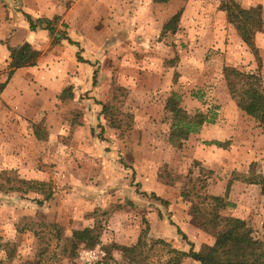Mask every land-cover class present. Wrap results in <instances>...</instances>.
Listing matches in <instances>:
<instances>
[{
  "label": "rangeland",
  "instance_id": "rangeland-1",
  "mask_svg": "<svg viewBox=\"0 0 264 264\" xmlns=\"http://www.w3.org/2000/svg\"><path fill=\"white\" fill-rule=\"evenodd\" d=\"M230 2L261 14L256 55L227 20ZM179 11L175 32L164 29ZM144 13L138 0H0V264H82L90 247L103 264H129L119 248L135 245L145 223L148 238L198 252L214 242L192 213L205 194L227 197L220 214L264 245V195L247 183L264 182V126L222 75L256 73L264 89V0H173ZM24 14L55 34L36 28L31 44ZM23 43L36 65L7 79L8 48ZM171 92L183 113L217 112L181 146L168 142ZM15 180L48 183L52 195L9 191ZM85 228L99 243L76 247L72 234ZM167 257L155 250L148 264Z\"/></svg>",
  "mask_w": 264,
  "mask_h": 264
},
{
  "label": "trees",
  "instance_id": "trees-1",
  "mask_svg": "<svg viewBox=\"0 0 264 264\" xmlns=\"http://www.w3.org/2000/svg\"><path fill=\"white\" fill-rule=\"evenodd\" d=\"M170 0H154L155 3L165 4ZM226 17L238 33L241 41L247 48L257 54L254 44L255 34L262 30L263 22L258 11L245 10L239 5L230 2L223 6ZM181 12H177L165 24L164 29L175 32ZM29 24V30L36 28L46 30L50 35L55 34V28L49 26L50 22L43 19L34 20L28 14H24ZM54 19H57L54 17ZM62 36H60L61 38ZM70 45L79 47L77 43L68 39ZM8 78L16 70L24 67H33L38 59V52L32 49L29 43H23L17 47H9ZM78 61L82 60L78 58ZM222 75L231 98H240L242 104L240 109L255 120L259 125L264 126V89L263 81L259 74L246 73L235 68L223 67ZM7 82L2 87L4 88ZM181 96L171 92L166 100L165 110L170 114V133L168 142L172 146H181L182 142L188 139L189 135L195 134L205 124H214L217 119L216 107H211L206 113L195 112L193 115L183 113L180 110ZM36 126H34L35 128ZM34 134L38 137L39 132ZM41 138V137H39ZM14 184L8 187L9 191L22 194L29 192L43 195L42 201H47L52 193L48 183L35 180H15ZM248 184L261 186V193L264 195V182L248 180ZM201 207L192 206L196 225L204 232L214 238L210 246H204L196 252L192 248L188 252L172 248L162 239L148 238L149 227L140 232L137 242L133 246H122L120 252L129 264H148L150 253L155 250L164 251L168 256L164 264H182L185 259H191L199 264H264V245L256 237L254 231L245 223L231 218L224 217L220 211L232 206L227 197L200 195L198 197ZM178 233H181L178 230ZM185 239V236H183ZM72 240L75 246L85 244L95 246L99 243L98 234L94 229L85 228L81 231H74ZM149 243V245H148Z\"/></svg>",
  "mask_w": 264,
  "mask_h": 264
},
{
  "label": "crops",
  "instance_id": "crops-1",
  "mask_svg": "<svg viewBox=\"0 0 264 264\" xmlns=\"http://www.w3.org/2000/svg\"><path fill=\"white\" fill-rule=\"evenodd\" d=\"M171 1H173V0H170L169 2H171ZM175 1V0H174ZM155 4H157V5H160V4H158V3H155L154 2V0H138V17H146L147 16V14L148 13H144L147 9H149V8H152V6H154ZM38 31L39 32H41L42 34H45L46 32H48V31H46V30H41V29H38ZM29 36H30V40H28L31 44L34 42V38H35V33L34 32H32V31H29ZM9 52V51H8ZM31 68V67H30ZM30 68H20V69H18V70H16V72H15V74H16V77H17V75H18V77H20L21 78V75H22V73L24 72V71H27V69H30ZM15 77V78H16ZM15 78H14V80H15ZM13 84V83H12ZM12 84H10L9 86H7V87H5L4 89H3V91H2V96H6V97H8L10 94H11V90H10V87H11V85ZM13 88V87H12ZM18 88H19V84L17 85L16 84V86L12 89V90H18ZM24 89V88H23Z\"/></svg>",
  "mask_w": 264,
  "mask_h": 264
},
{
  "label": "built area",
  "instance_id": "built-area-1",
  "mask_svg": "<svg viewBox=\"0 0 264 264\" xmlns=\"http://www.w3.org/2000/svg\"><path fill=\"white\" fill-rule=\"evenodd\" d=\"M82 264H103V254L97 248L90 247L79 253Z\"/></svg>",
  "mask_w": 264,
  "mask_h": 264
}]
</instances>
